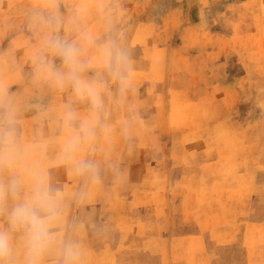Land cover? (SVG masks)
Segmentation results:
<instances>
[{
  "label": "crops",
  "instance_id": "crops-1",
  "mask_svg": "<svg viewBox=\"0 0 264 264\" xmlns=\"http://www.w3.org/2000/svg\"><path fill=\"white\" fill-rule=\"evenodd\" d=\"M82 1L0 0V92L11 98L26 161L48 174L65 204L43 264H61L60 244L69 239L80 245L81 264H264V0H221L234 16L223 15L231 28L221 32L213 17H190L164 62L154 60L163 45L149 48L143 32L124 37V16H112V37L131 61L132 86L123 93L103 68L102 44L81 47L92 61L86 75L108 80V131L98 126L79 153L97 165L96 180L60 161L74 131L64 123L67 106L87 119L89 104L38 77L35 63L41 51L57 60L44 47L49 35L78 45L85 33L102 39L96 19L93 30L71 35L69 25L84 21L63 9ZM117 1L112 8L134 4ZM40 143L46 151L31 150ZM13 244L22 262L21 234Z\"/></svg>",
  "mask_w": 264,
  "mask_h": 264
},
{
  "label": "clouds",
  "instance_id": "clouds-1",
  "mask_svg": "<svg viewBox=\"0 0 264 264\" xmlns=\"http://www.w3.org/2000/svg\"><path fill=\"white\" fill-rule=\"evenodd\" d=\"M83 38L93 43L90 34H83ZM44 47L60 58L61 66L57 67L41 51L35 61L36 75L43 76L61 92L71 89L73 102H86L90 106L87 119H81L71 103L67 106L64 123L74 131L64 142L60 161L75 174L96 180L99 175L97 165L80 158L79 153L84 145L95 141L98 126L103 132L108 131L101 123L102 91L108 80L100 73L93 77L86 75L92 69V61L84 58L81 47L75 42L64 40L58 34L49 35ZM102 56L103 68L111 82L117 83L121 93L131 88V61L115 37L102 45ZM28 150L18 135L11 98L0 92V218L7 225L0 226V264H43L57 242L54 229L61 223L65 211L62 191L51 185L45 171L26 161ZM31 150L44 152L46 145L40 143ZM16 234H21L25 244L22 262L15 256L13 237ZM59 255L61 264H81L80 245L70 239L61 242Z\"/></svg>",
  "mask_w": 264,
  "mask_h": 264
},
{
  "label": "rangeland",
  "instance_id": "rangeland-1",
  "mask_svg": "<svg viewBox=\"0 0 264 264\" xmlns=\"http://www.w3.org/2000/svg\"><path fill=\"white\" fill-rule=\"evenodd\" d=\"M81 1V0H80ZM121 0H118L119 2ZM132 7L112 8L113 0H83V6L63 9L64 13L67 10L79 12L80 19L84 22L79 24L71 23V35L76 31L89 32L93 30L94 24L90 21L96 19L98 24L94 27L96 32L102 34L101 40H95L92 36L93 43H88L85 39L82 40L80 47L90 49L96 44H104L109 38H112L111 31L113 24L112 16L118 15L120 20L126 21L121 23L120 30L125 35H131L136 32H143L149 36V39L142 41L149 48H159V45L165 47V53L156 54L155 61L159 59L171 60L170 52L176 48L180 42L177 36L187 28L190 17L199 19V17H213L218 23L214 24V31L221 32L224 28H231V25L221 24L223 15L234 17L231 12H227L225 7H222L221 0H132ZM113 10V13H112ZM120 12V13H119ZM75 14V13H72ZM121 14V15H120ZM75 18V17H74ZM232 20V19H230ZM69 42H75V39H67ZM9 41H7L8 43ZM189 42V41H187ZM217 42V41H216ZM215 42V43H216ZM205 43V41H203ZM264 44V42H263ZM218 46V45H215ZM163 55V56H162ZM55 63H60L61 60L56 56Z\"/></svg>",
  "mask_w": 264,
  "mask_h": 264
}]
</instances>
